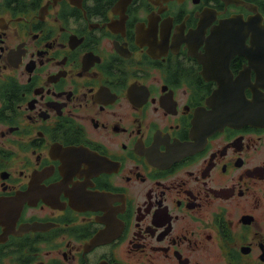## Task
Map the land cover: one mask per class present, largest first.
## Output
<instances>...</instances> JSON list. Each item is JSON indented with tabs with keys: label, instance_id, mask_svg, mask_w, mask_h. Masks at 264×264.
<instances>
[{
	"label": "flooded vegetation",
	"instance_id": "af4514ba",
	"mask_svg": "<svg viewBox=\"0 0 264 264\" xmlns=\"http://www.w3.org/2000/svg\"><path fill=\"white\" fill-rule=\"evenodd\" d=\"M250 21L264 0H0V264H264V120L216 114L264 109Z\"/></svg>",
	"mask_w": 264,
	"mask_h": 264
},
{
	"label": "water",
	"instance_id": "95a60500",
	"mask_svg": "<svg viewBox=\"0 0 264 264\" xmlns=\"http://www.w3.org/2000/svg\"><path fill=\"white\" fill-rule=\"evenodd\" d=\"M249 30L254 33V39L264 40V25L260 21L248 22L246 24L242 22H234L229 31L233 34L242 33V31ZM235 35H233V39ZM241 49V47H237ZM258 97L255 94L253 98L247 99L245 93L233 94L223 104V107L216 110L218 118L222 121L229 122L224 124H239L234 122H248L253 124H259L264 120V109L258 108Z\"/></svg>",
	"mask_w": 264,
	"mask_h": 264
},
{
	"label": "bare ground",
	"instance_id": "6f19581e",
	"mask_svg": "<svg viewBox=\"0 0 264 264\" xmlns=\"http://www.w3.org/2000/svg\"><path fill=\"white\" fill-rule=\"evenodd\" d=\"M238 93V92H237Z\"/></svg>",
	"mask_w": 264,
	"mask_h": 264
}]
</instances>
